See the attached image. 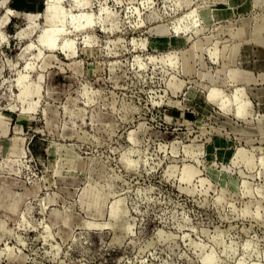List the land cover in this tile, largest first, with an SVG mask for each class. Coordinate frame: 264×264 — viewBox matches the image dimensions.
Returning <instances> with one entry per match:
<instances>
[{
	"label": "rangeland",
	"instance_id": "rangeland-1",
	"mask_svg": "<svg viewBox=\"0 0 264 264\" xmlns=\"http://www.w3.org/2000/svg\"><path fill=\"white\" fill-rule=\"evenodd\" d=\"M4 1L0 264H264V0Z\"/></svg>",
	"mask_w": 264,
	"mask_h": 264
},
{
	"label": "crops",
	"instance_id": "crops-1",
	"mask_svg": "<svg viewBox=\"0 0 264 264\" xmlns=\"http://www.w3.org/2000/svg\"><path fill=\"white\" fill-rule=\"evenodd\" d=\"M2 1L5 2L0 0V4ZM3 4L13 9L16 13H36L42 10L44 2L43 0H7Z\"/></svg>",
	"mask_w": 264,
	"mask_h": 264
}]
</instances>
